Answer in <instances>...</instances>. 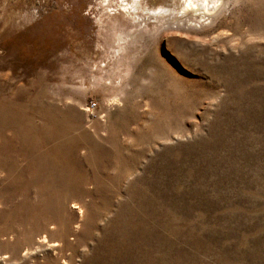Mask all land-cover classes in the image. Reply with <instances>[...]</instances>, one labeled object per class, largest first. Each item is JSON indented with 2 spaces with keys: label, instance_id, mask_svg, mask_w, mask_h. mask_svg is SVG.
<instances>
[{
  "label": "rangeland",
  "instance_id": "1",
  "mask_svg": "<svg viewBox=\"0 0 264 264\" xmlns=\"http://www.w3.org/2000/svg\"><path fill=\"white\" fill-rule=\"evenodd\" d=\"M222 1L0 0V264H264V0Z\"/></svg>",
  "mask_w": 264,
  "mask_h": 264
},
{
  "label": "bare ground",
  "instance_id": "2",
  "mask_svg": "<svg viewBox=\"0 0 264 264\" xmlns=\"http://www.w3.org/2000/svg\"><path fill=\"white\" fill-rule=\"evenodd\" d=\"M165 1V2H164ZM222 0H117L126 17L132 20L139 17H155L157 15L169 14L173 9H180V17L188 12L198 14L201 17L209 15ZM46 239V238H44Z\"/></svg>",
  "mask_w": 264,
  "mask_h": 264
},
{
  "label": "built area",
  "instance_id": "3",
  "mask_svg": "<svg viewBox=\"0 0 264 264\" xmlns=\"http://www.w3.org/2000/svg\"><path fill=\"white\" fill-rule=\"evenodd\" d=\"M96 108H97V103L96 101H90V103L87 105L86 110L90 115H95L96 114Z\"/></svg>",
  "mask_w": 264,
  "mask_h": 264
}]
</instances>
